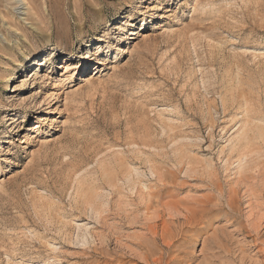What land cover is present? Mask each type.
Returning a JSON list of instances; mask_svg holds the SVG:
<instances>
[{
  "label": "rangeland",
  "instance_id": "obj_1",
  "mask_svg": "<svg viewBox=\"0 0 264 264\" xmlns=\"http://www.w3.org/2000/svg\"><path fill=\"white\" fill-rule=\"evenodd\" d=\"M0 264H264V0H0Z\"/></svg>",
  "mask_w": 264,
  "mask_h": 264
},
{
  "label": "bare ground",
  "instance_id": "obj_2",
  "mask_svg": "<svg viewBox=\"0 0 264 264\" xmlns=\"http://www.w3.org/2000/svg\"><path fill=\"white\" fill-rule=\"evenodd\" d=\"M144 36H146V35H144ZM51 53H53V52H51ZM50 53V54H51ZM76 56V54L75 53H73V54H69V55H67L66 57H67V62H66V66H65V68H66V71H68L69 70V68H70V66L72 65V63L70 64V65H68L69 64V62H71V61H73V59H75L76 60V58L77 57H75ZM100 72V71H99ZM34 75V74H33ZM33 75L31 76V77H33ZM44 77L46 76V74H44L43 75ZM92 77H88V79H85V81L87 80V81H89L90 79H91ZM28 81V79H25L24 81H22V82H24L25 83V81Z\"/></svg>",
  "mask_w": 264,
  "mask_h": 264
}]
</instances>
